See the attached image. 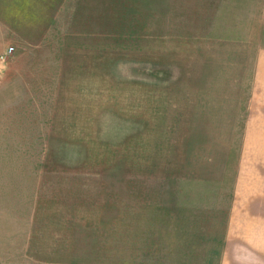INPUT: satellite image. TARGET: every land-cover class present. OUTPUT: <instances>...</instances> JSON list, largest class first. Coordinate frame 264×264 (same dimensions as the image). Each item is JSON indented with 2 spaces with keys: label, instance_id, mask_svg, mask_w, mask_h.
<instances>
[{
  "label": "rangeland",
  "instance_id": "1",
  "mask_svg": "<svg viewBox=\"0 0 264 264\" xmlns=\"http://www.w3.org/2000/svg\"><path fill=\"white\" fill-rule=\"evenodd\" d=\"M261 61L264 0H0V264H264Z\"/></svg>",
  "mask_w": 264,
  "mask_h": 264
},
{
  "label": "crops",
  "instance_id": "2",
  "mask_svg": "<svg viewBox=\"0 0 264 264\" xmlns=\"http://www.w3.org/2000/svg\"><path fill=\"white\" fill-rule=\"evenodd\" d=\"M261 62H262V65L260 64L261 67L254 71L255 77L257 76L256 78L257 83H258V76H264V61Z\"/></svg>",
  "mask_w": 264,
  "mask_h": 264
},
{
  "label": "built area",
  "instance_id": "3",
  "mask_svg": "<svg viewBox=\"0 0 264 264\" xmlns=\"http://www.w3.org/2000/svg\"><path fill=\"white\" fill-rule=\"evenodd\" d=\"M7 49H8V50H10V49H11V47H8Z\"/></svg>",
  "mask_w": 264,
  "mask_h": 264
}]
</instances>
